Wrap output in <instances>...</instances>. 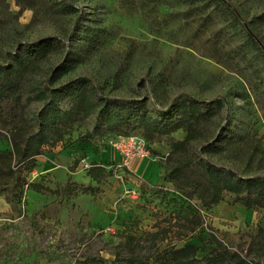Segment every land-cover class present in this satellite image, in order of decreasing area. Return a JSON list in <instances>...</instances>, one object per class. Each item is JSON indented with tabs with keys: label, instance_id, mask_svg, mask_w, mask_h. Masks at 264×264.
Here are the masks:
<instances>
[{
	"label": "rangeland",
	"instance_id": "374dc122",
	"mask_svg": "<svg viewBox=\"0 0 264 264\" xmlns=\"http://www.w3.org/2000/svg\"><path fill=\"white\" fill-rule=\"evenodd\" d=\"M226 3L264 42V0H0V62L20 45L45 40L54 50L27 83L43 85L69 55L76 60L73 68L56 85L83 79L120 102L142 100L146 112L164 121L174 120L175 105L196 100L202 111L217 113L203 122L182 156L209 161L241 178L264 179V83L253 79L239 57L246 35ZM39 108L33 103L30 111ZM101 130L98 118L91 116L76 123L65 140L89 132L96 137ZM127 133L141 136L136 127ZM183 136L177 131L149 144L163 172L171 144ZM5 142L0 141V149H6ZM207 144L213 151H202ZM138 187L126 188L134 195L125 194L115 205L98 194L97 224L80 216V187L70 202L64 197L71 193L62 189L54 211L22 218L15 212L1 214L0 264H131V258L160 264L172 247L196 244L201 259L213 242L257 261L248 248L264 240V235L258 237L264 210L241 207L228 193L203 209L179 198L173 186Z\"/></svg>",
	"mask_w": 264,
	"mask_h": 264
},
{
	"label": "trees",
	"instance_id": "16d2710c",
	"mask_svg": "<svg viewBox=\"0 0 264 264\" xmlns=\"http://www.w3.org/2000/svg\"><path fill=\"white\" fill-rule=\"evenodd\" d=\"M188 1L195 4L198 0ZM226 5L233 20L246 35L245 42L238 49L239 57L247 65L253 79L264 83V42L236 7L229 3ZM53 50V46L45 40L23 44L17 53L0 62V130L6 133L0 135V139H6L11 146L7 153H0V195L5 197L17 218L26 216L24 193L28 189L56 196L60 195L62 189L70 194L75 187L83 189L82 195L95 192L93 188L73 183H67L61 190L57 188L54 191L41 184L29 183L28 176L38 156L57 144L63 147L72 143L105 146L102 141L114 135H126L127 130L133 127L141 130L147 148L157 136H168L177 131L184 134L181 140L171 144L163 166V179L171 183L179 198L188 202L195 201L199 207L208 209L218 204L224 193H228L233 197V203L241 207L264 210V179L241 178L209 161L189 155L182 156L198 138L203 122L211 121L217 110L202 111L196 100L183 101L173 108L174 120L164 121L146 112L142 100L120 102L89 87L83 79L56 85L73 68L76 60L69 55L52 69L49 80L43 85L27 83L30 75L36 73L39 64ZM33 103L40 104L37 112L30 111ZM64 104L68 105L65 109L62 108ZM91 116L97 117L99 125L103 127L96 137L93 132H89L65 140L70 137L69 131L76 123ZM202 151L213 150L207 144ZM178 156L183 158L177 160ZM84 158L87 159L85 153L78 154L74 165L80 164ZM87 172L93 180L99 182L109 177L112 170L107 171L97 163H91ZM260 233L259 238L264 235V230ZM198 249L196 244L172 247L167 251L168 257L163 258L160 264H260V260L264 259L262 239L257 241V245L253 242L248 248L249 252L254 253L256 262L248 260L240 252L228 251L219 242H213L210 252L201 259L196 256ZM129 261L131 264H140L132 258Z\"/></svg>",
	"mask_w": 264,
	"mask_h": 264
},
{
	"label": "crops",
	"instance_id": "0c3cea01",
	"mask_svg": "<svg viewBox=\"0 0 264 264\" xmlns=\"http://www.w3.org/2000/svg\"><path fill=\"white\" fill-rule=\"evenodd\" d=\"M5 140L0 139V141ZM1 143L3 144L4 142ZM5 147L6 149H0V153H7L11 150L9 142H5ZM81 153L87 155L88 162L97 163L107 171L108 168H111V164L119 163L121 160L120 156L108 146L96 147L93 145L72 143L71 145L69 144L63 147L61 144H57L36 158L35 166L28 176V182L41 184L44 188H49L53 191L57 190V188L61 189L67 183L95 189L92 195L84 194L80 196V216H84L83 219L90 217L89 222L91 224L101 223L96 220L98 218L97 215L101 213L100 207L95 202V200L97 202L99 200L98 194L101 195V198L107 195L109 197L107 200L110 202L113 201L115 205L121 199L125 198L124 190L126 188L136 189L138 184L146 183L163 186L166 189H171L172 187L171 183L164 181L161 166L156 160L149 159L135 160L130 170H122L117 176H106L97 182L89 176L88 172L81 170L79 164L74 165L75 158ZM80 176L81 179L78 180ZM96 197L98 198L96 199ZM59 198L61 199V195L57 197L56 195L38 193L28 189L24 193L25 215L39 216L44 211H54L59 207ZM68 198L69 202L74 200L73 192H71L69 197H64L65 200H68ZM28 200H31V206H29ZM9 212H11L10 205L5 200V197L0 195V215ZM63 212L65 213L66 209ZM114 216L116 217V215ZM114 216L111 215V217Z\"/></svg>",
	"mask_w": 264,
	"mask_h": 264
},
{
	"label": "built area",
	"instance_id": "2783aa9c",
	"mask_svg": "<svg viewBox=\"0 0 264 264\" xmlns=\"http://www.w3.org/2000/svg\"><path fill=\"white\" fill-rule=\"evenodd\" d=\"M105 146L112 148L121 158L119 163H115L110 169L115 176L122 170H130L132 163L135 160H156L147 148L144 139L135 134L114 135L113 137L102 141ZM80 169L88 171L91 168V163L86 158L80 160ZM133 189H125L124 194L134 195Z\"/></svg>",
	"mask_w": 264,
	"mask_h": 264
}]
</instances>
